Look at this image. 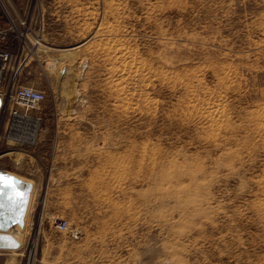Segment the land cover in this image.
I'll return each instance as SVG.
<instances>
[{
  "label": "clouds",
  "instance_id": "1",
  "mask_svg": "<svg viewBox=\"0 0 264 264\" xmlns=\"http://www.w3.org/2000/svg\"><path fill=\"white\" fill-rule=\"evenodd\" d=\"M66 2L87 67L40 264H264V0Z\"/></svg>",
  "mask_w": 264,
  "mask_h": 264
},
{
  "label": "rangeland",
  "instance_id": "2",
  "mask_svg": "<svg viewBox=\"0 0 264 264\" xmlns=\"http://www.w3.org/2000/svg\"><path fill=\"white\" fill-rule=\"evenodd\" d=\"M3 2L14 15L17 26L24 21L30 30L21 50L19 40L12 38L11 53L15 56L19 50L23 61L17 85L32 86L43 91L46 98L41 110L34 114L41 120L36 142L21 145L6 135L0 139V168L7 170L5 174L21 179L28 189L27 201L21 202L25 207L22 218L7 217L19 224L16 229L21 234V247L0 250V264H40L42 240L60 226L54 195L59 167L55 162L56 144L67 138L75 123L77 105L83 103L75 95L67 99L65 92L71 95L78 89L81 81L77 73H83L87 67L81 61L71 67L59 65L78 51L85 39L79 35L81 21L66 0ZM10 229L14 231L15 227L11 225Z\"/></svg>",
  "mask_w": 264,
  "mask_h": 264
},
{
  "label": "built area",
  "instance_id": "3",
  "mask_svg": "<svg viewBox=\"0 0 264 264\" xmlns=\"http://www.w3.org/2000/svg\"><path fill=\"white\" fill-rule=\"evenodd\" d=\"M0 16L3 18L0 20V139L6 135L15 143L31 145L36 142L41 126V120L34 114L41 110L46 96L32 86L17 85L23 67L18 52L25 48V35L30 30L24 21L17 26L3 0H0ZM12 38L20 42L15 56L11 53ZM6 171L0 168V174Z\"/></svg>",
  "mask_w": 264,
  "mask_h": 264
},
{
  "label": "bare ground",
  "instance_id": "4",
  "mask_svg": "<svg viewBox=\"0 0 264 264\" xmlns=\"http://www.w3.org/2000/svg\"><path fill=\"white\" fill-rule=\"evenodd\" d=\"M13 141L16 142L15 140H13ZM12 154H15V153H11L10 155H12ZM10 176H12V175H10ZM13 177H15V176H13ZM16 179H17V184H18L19 188L21 190H23L27 196L28 189L26 190V188H25L26 185L23 184V181L21 179L20 180L18 178H16ZM3 192H4L3 198L0 197V204H3V208H0V232L11 234L18 242H20L21 234L16 229V227H19L18 222L12 223V221L7 219V217L10 216L12 219L20 220L23 216L22 212L24 211V208H25V207L23 208V206L21 205V202L27 201V198L25 196V200L19 202V207L13 211V210H10L12 208V206L9 204V201L7 199L8 194L10 192V189L5 188V189H3ZM17 215H19V218ZM10 224L13 225L16 230L15 229H14V231H13V229L11 230Z\"/></svg>",
  "mask_w": 264,
  "mask_h": 264
},
{
  "label": "snow or ice",
  "instance_id": "5",
  "mask_svg": "<svg viewBox=\"0 0 264 264\" xmlns=\"http://www.w3.org/2000/svg\"><path fill=\"white\" fill-rule=\"evenodd\" d=\"M5 188L10 189L7 199L12 206L10 210L14 211L19 207V202L25 200L26 193L19 188L15 177L0 174V196L4 195L3 189ZM0 208H3V204H0ZM15 246L18 247L19 245L16 244Z\"/></svg>",
  "mask_w": 264,
  "mask_h": 264
},
{
  "label": "water",
  "instance_id": "6",
  "mask_svg": "<svg viewBox=\"0 0 264 264\" xmlns=\"http://www.w3.org/2000/svg\"><path fill=\"white\" fill-rule=\"evenodd\" d=\"M16 244L19 246L16 247ZM20 247V243L11 234L0 232V250H18Z\"/></svg>",
  "mask_w": 264,
  "mask_h": 264
},
{
  "label": "crops",
  "instance_id": "7",
  "mask_svg": "<svg viewBox=\"0 0 264 264\" xmlns=\"http://www.w3.org/2000/svg\"><path fill=\"white\" fill-rule=\"evenodd\" d=\"M0 197H2V198H3V196H0Z\"/></svg>",
  "mask_w": 264,
  "mask_h": 264
}]
</instances>
